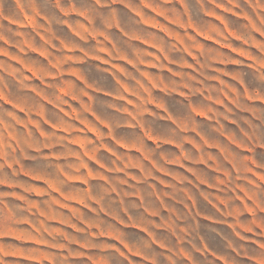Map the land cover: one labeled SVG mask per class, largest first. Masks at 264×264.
I'll use <instances>...</instances> for the list:
<instances>
[{"label": "rangeland", "instance_id": "rangeland-1", "mask_svg": "<svg viewBox=\"0 0 264 264\" xmlns=\"http://www.w3.org/2000/svg\"><path fill=\"white\" fill-rule=\"evenodd\" d=\"M0 264H264V0H0Z\"/></svg>", "mask_w": 264, "mask_h": 264}]
</instances>
